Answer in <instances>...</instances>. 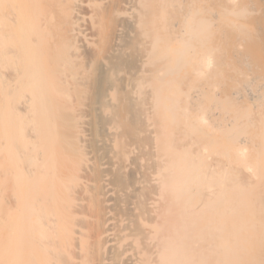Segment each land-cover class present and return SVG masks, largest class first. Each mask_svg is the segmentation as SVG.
I'll return each instance as SVG.
<instances>
[{"label":"bare ground","instance_id":"obj_1","mask_svg":"<svg viewBox=\"0 0 264 264\" xmlns=\"http://www.w3.org/2000/svg\"><path fill=\"white\" fill-rule=\"evenodd\" d=\"M0 264H264V0H0Z\"/></svg>","mask_w":264,"mask_h":264}]
</instances>
